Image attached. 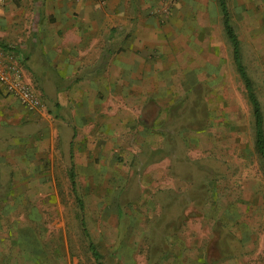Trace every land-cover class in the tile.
I'll use <instances>...</instances> for the list:
<instances>
[{
  "label": "rangeland",
  "instance_id": "374dc122",
  "mask_svg": "<svg viewBox=\"0 0 264 264\" xmlns=\"http://www.w3.org/2000/svg\"><path fill=\"white\" fill-rule=\"evenodd\" d=\"M27 26L13 21L1 41L30 75L31 40L16 35ZM230 75L232 92L200 88L171 108L166 146L154 154L124 138L122 150L91 151L82 165L62 151L49 187L1 182L0 264H97L90 242L104 264H264V161L248 92ZM48 125L40 120L41 138Z\"/></svg>",
  "mask_w": 264,
  "mask_h": 264
},
{
  "label": "crops",
  "instance_id": "0c3cea01",
  "mask_svg": "<svg viewBox=\"0 0 264 264\" xmlns=\"http://www.w3.org/2000/svg\"><path fill=\"white\" fill-rule=\"evenodd\" d=\"M225 1L263 112L264 0ZM13 21L30 24L16 35L31 40L27 79L41 103L28 111L0 84V183L49 187L62 151L82 165L91 151L122 150L124 138L129 150L137 142L154 154L166 146L162 125L177 102L200 88L232 92V69L243 82L221 0H6L0 40Z\"/></svg>",
  "mask_w": 264,
  "mask_h": 264
},
{
  "label": "trees",
  "instance_id": "16d2710c",
  "mask_svg": "<svg viewBox=\"0 0 264 264\" xmlns=\"http://www.w3.org/2000/svg\"><path fill=\"white\" fill-rule=\"evenodd\" d=\"M221 5L223 7V12H224L225 28H226V31H227L229 38L231 39V41L233 43V46H234L235 62H236V65L238 67L241 78H242V80L246 86V89L248 92V97H249V100L251 102L252 109H253V117L255 120V130H256L257 151L264 161V115L262 112L261 104H260V102L256 96V93L254 91V88L252 86V81L248 77L247 72L245 70V67L243 66V64L241 62L240 50H239V39H238V37L234 31V28L231 25L230 15H229V11L227 8L226 1L221 0ZM0 48L5 49V50H10V48L7 45H5L1 40H0ZM75 178H76V172H75V167L73 166L71 168V180H72L73 187L75 188V191H76L77 182H76ZM78 202H79L81 209H84V205H83L80 198L78 199ZM82 226H83V230L85 231V233L88 234L86 220L84 217L82 219ZM90 250L93 254V257L96 260V263L97 264H104L102 262V255L100 254V252L98 251L97 247L95 246V244L93 242H90Z\"/></svg>",
  "mask_w": 264,
  "mask_h": 264
},
{
  "label": "built area",
  "instance_id": "2783aa9c",
  "mask_svg": "<svg viewBox=\"0 0 264 264\" xmlns=\"http://www.w3.org/2000/svg\"><path fill=\"white\" fill-rule=\"evenodd\" d=\"M6 0H0V7ZM0 84L8 95L17 98L28 111H35L40 97L29 83L27 73L18 58L0 48Z\"/></svg>",
  "mask_w": 264,
  "mask_h": 264
}]
</instances>
